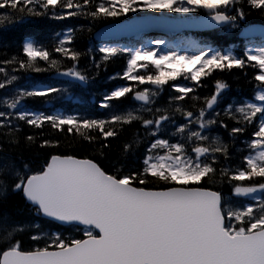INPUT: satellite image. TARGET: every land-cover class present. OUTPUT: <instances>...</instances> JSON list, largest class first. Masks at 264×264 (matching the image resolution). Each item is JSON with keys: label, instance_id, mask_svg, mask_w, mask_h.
I'll return each instance as SVG.
<instances>
[{"label": "snow or ice", "instance_id": "1", "mask_svg": "<svg viewBox=\"0 0 264 264\" xmlns=\"http://www.w3.org/2000/svg\"><path fill=\"white\" fill-rule=\"evenodd\" d=\"M0 10V25L34 23L35 18L125 17L123 24L98 34L99 52L103 61L127 54L122 76L137 82L104 95L101 106L113 109L107 118L47 114L29 109L25 98L67 89L17 84L21 77L14 73L56 69L86 84L90 77L80 70L79 59L92 49L82 53L66 46L77 38L76 30L66 26L55 33L51 50L24 39L22 57L0 60V89L11 86V95L0 96V128L6 129L0 140V203L18 195L36 216L60 226L44 229L39 222L0 215V264H264V23L251 20L253 11L264 17V0H0ZM194 28L228 32L241 38V47L185 35ZM147 30L162 35L148 37ZM122 34L137 39L123 45L107 39ZM65 59L71 66H62ZM41 61L46 66H39ZM8 65H14L11 75ZM233 69L251 84L250 97L229 102L231 86L218 78L211 96L203 97L204 106L195 112L183 106L185 97L201 99L189 94L202 78L214 72L231 75ZM165 85L174 90L168 106L154 107ZM134 88L139 108L122 110L110 103ZM20 122L40 132L39 140L23 137L26 147H60V139L43 137L47 123L79 136L93 153L42 159L15 154ZM133 122L143 133L110 151L108 138H118L115 126ZM239 153L244 154L237 160ZM256 178L262 182L244 183ZM225 179L229 193L214 190ZM65 227L78 235L65 234ZM26 231L31 232L27 248L19 238Z\"/></svg>", "mask_w": 264, "mask_h": 264}, {"label": "trees", "instance_id": "2", "mask_svg": "<svg viewBox=\"0 0 264 264\" xmlns=\"http://www.w3.org/2000/svg\"><path fill=\"white\" fill-rule=\"evenodd\" d=\"M2 11V10H0ZM129 17L132 16L131 13L128 14ZM36 22L23 24H5L0 25V29H6L0 31V60L9 58L12 54H16L22 57V52L20 51V46L24 39H34L41 44L48 46L51 50V47L55 44L53 37L55 33L65 30V27H73L76 30L77 38L70 45H66L70 48H76L77 50L86 52L88 48L92 49V52L87 56L82 55L79 59V68L81 71L85 72L90 79L84 84L81 82H74L71 77L61 75L57 72L56 69H51L45 72H33L29 71L27 73L22 70L15 72L14 74L21 77V79L15 83L24 84V83H35L38 85H50L54 88L67 89V91L49 94L47 97H35V98H25L26 106L35 111L45 112L47 114H52L53 112H62L66 114H78L84 118H107L112 114L113 109L111 107L105 108L101 106V100L104 95L114 89L116 86L133 84L136 85L137 82L129 81L127 78L122 76V72L126 69L127 64V54L118 55L116 57L109 58L107 61L101 59L102 53L99 52L100 42L96 38V33L103 26L111 24L114 22H121L125 20V17H114L108 18L107 20H97L92 21L84 17L76 18H67L65 20H53L50 18H35ZM252 22L255 23H264V17H261L260 14L256 11L252 12L251 15ZM83 26V28H81ZM91 28L92 31H88ZM147 33L146 35L148 36ZM185 35L190 36L194 39H200L206 42H214L225 47L235 44L239 49L241 47V38L234 36L225 31H218L215 29L205 30V31H194L187 30ZM115 40L119 44H129L130 42H135L136 38H118V39H109L111 42ZM6 45V46H5ZM59 58V57H58ZM96 62H99V67H96ZM2 66V65H0ZM39 66H46L44 62H39ZM63 67L71 66V61L65 59L63 61ZM14 65L6 66V70L9 75L13 74L12 68ZM149 70H153L151 65H149ZM116 73H121V75H116ZM248 77L251 78L254 75L253 69H247ZM139 74H146L143 70L139 71ZM225 79L230 84L231 88L228 94L227 99L229 102L233 99H239L241 97H250L252 94L251 84L245 77L233 69L231 75L228 73L220 74L214 72L209 77H204L201 79L199 86L195 87L194 93L191 95H196L201 99L199 101H192L189 97H185L183 101V106L190 111L195 112L197 107L204 106L203 97H210L214 92V82L215 79ZM0 79H3V74H0ZM182 79V77L177 78ZM173 81H169V84ZM194 82L189 81L191 86ZM145 85H138L139 89L142 90ZM11 86H6L5 89H0V96L5 94L11 95L9 89ZM134 88L132 93L126 94L124 97L119 98L118 100H113L110 103L113 105L119 106L122 110L127 109H137L140 107V102L134 100ZM174 90L169 89L168 85L164 86L162 92L156 97V103L154 107H166L168 106V96ZM195 104V107L193 106ZM0 110H4L0 108ZM171 113V109H169ZM140 115H143L145 118H151L147 113L140 112ZM179 114H177V119H179ZM225 122L230 126L234 124L233 121L227 120L224 118ZM21 131L17 134L20 137V146L19 148L12 149L11 151L15 154L27 157V158H43L44 156L61 153V154H74L79 157L91 156L93 153V147L88 145L86 141H82L79 136H76L72 133L59 132L58 130L52 129L47 123H45L42 132L44 138H55L61 140V145L58 148L53 147H38L37 144H32L30 147H26L23 137L26 135L32 134L37 136L39 140L40 132L34 128H31L20 122ZM118 130V138H108V143L111 146L110 151H118L120 145L127 140L133 139L134 134L139 131L143 133V128L138 122H133L132 125H124L121 129L119 125L115 126ZM250 131V129H249ZM6 132V129L0 128V140H4L5 137L2 133ZM95 134V133H94ZM224 136L226 139V134L221 130L219 133ZM248 132H246V135ZM98 146V145H97ZM243 147V145H240ZM143 145L141 146V149ZM244 153L237 154V160L239 155ZM237 161L234 160L233 163ZM262 182L260 178H256L253 181H245L244 183H256ZM214 190L221 191L222 194H228L231 188V185L227 182V179L223 184L213 185ZM7 212L12 219L16 221H22L27 224H32L39 222L41 227L44 229L57 230L60 228L59 225L48 223L42 220L40 217L36 216L34 212L30 211L29 207L23 204L22 200L18 195L13 196L7 203H0V215ZM65 234L72 233L73 235H78L71 228L65 227ZM31 235L30 231H26L19 237L24 247H30L29 236Z\"/></svg>", "mask_w": 264, "mask_h": 264}, {"label": "water", "instance_id": "3", "mask_svg": "<svg viewBox=\"0 0 264 264\" xmlns=\"http://www.w3.org/2000/svg\"><path fill=\"white\" fill-rule=\"evenodd\" d=\"M124 22H125V21H123V22H118V23H112V24H108V25L102 27L100 30L97 31V33H96V38H97V39H100V37H99V35H98L99 33L106 32L108 29H110V28H112V27H114V26H116V25L123 24ZM258 24H259V23H258ZM189 30L205 31V30H210V28H194V29H189ZM126 35H128V34H122L120 37H123V36H126ZM108 38H110V37H108ZM111 38H114V37H111Z\"/></svg>", "mask_w": 264, "mask_h": 264}, {"label": "rangeland", "instance_id": "4", "mask_svg": "<svg viewBox=\"0 0 264 264\" xmlns=\"http://www.w3.org/2000/svg\"><path fill=\"white\" fill-rule=\"evenodd\" d=\"M147 33H150L148 34V37H155V36H158V35H162V32L158 31V30H147L146 34ZM124 39H129V38H136L134 35H126V36H123ZM191 67V66H189Z\"/></svg>", "mask_w": 264, "mask_h": 264}]
</instances>
